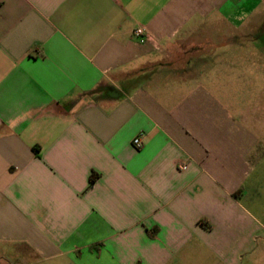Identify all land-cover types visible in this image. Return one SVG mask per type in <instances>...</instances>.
<instances>
[{
  "label": "crops",
  "instance_id": "0c3cea01",
  "mask_svg": "<svg viewBox=\"0 0 264 264\" xmlns=\"http://www.w3.org/2000/svg\"><path fill=\"white\" fill-rule=\"evenodd\" d=\"M263 2L0 0V264H264Z\"/></svg>",
  "mask_w": 264,
  "mask_h": 264
},
{
  "label": "rangeland",
  "instance_id": "374dc122",
  "mask_svg": "<svg viewBox=\"0 0 264 264\" xmlns=\"http://www.w3.org/2000/svg\"><path fill=\"white\" fill-rule=\"evenodd\" d=\"M258 9L260 11L264 10V2L259 6ZM262 14L264 15L263 12H262ZM256 21H257V23H254V24L262 25V27L257 29V32H255V34H243L242 40H241V42L243 43V47L245 49L247 48L244 45L245 43H248V46L251 47V51L243 50V53H247L249 55L251 54L252 57H255V54L257 52V50L253 49L254 46L257 49H258V47H261V45L264 46V16H261V18H256ZM199 37H201V35H199V34H197V35L195 34L194 36L188 35L186 37H182L180 39V41H182V43H180L179 45L182 48H185V47H187V44L193 43L196 40V38H199ZM258 52L260 53L261 51H258ZM253 77L255 79V85H254L255 86L254 87L255 93L252 96L253 101H251V103L249 104L250 108L248 110H244L242 112V118H243L242 122H243V124H247V125H257L256 133H258L259 138L260 137L262 138V143L264 145V76L259 75L257 73ZM262 156H263V162L261 164H257L255 166L254 173H264V153ZM261 180L264 181V177H262ZM250 184L251 183L248 182V185H250ZM246 189H248V187ZM247 192H248L247 198H246V200H244L245 203H247V199L251 196L250 190H248Z\"/></svg>",
  "mask_w": 264,
  "mask_h": 264
},
{
  "label": "built area",
  "instance_id": "2783aa9c",
  "mask_svg": "<svg viewBox=\"0 0 264 264\" xmlns=\"http://www.w3.org/2000/svg\"><path fill=\"white\" fill-rule=\"evenodd\" d=\"M133 36L137 39L138 43H145L149 41V34L141 27L134 29ZM132 146L137 150L143 148L142 135H138L132 140ZM181 168H184V166Z\"/></svg>",
  "mask_w": 264,
  "mask_h": 264
},
{
  "label": "trees",
  "instance_id": "16d2710c",
  "mask_svg": "<svg viewBox=\"0 0 264 264\" xmlns=\"http://www.w3.org/2000/svg\"><path fill=\"white\" fill-rule=\"evenodd\" d=\"M97 179V177L96 176H91L90 177V184H92L95 180Z\"/></svg>",
  "mask_w": 264,
  "mask_h": 264
}]
</instances>
